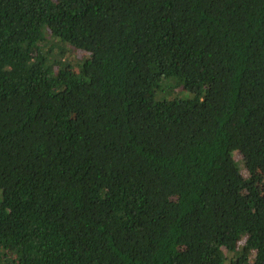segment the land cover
Listing matches in <instances>:
<instances>
[{
	"label": "trees",
	"instance_id": "1",
	"mask_svg": "<svg viewBox=\"0 0 264 264\" xmlns=\"http://www.w3.org/2000/svg\"><path fill=\"white\" fill-rule=\"evenodd\" d=\"M0 264H264V0H0Z\"/></svg>",
	"mask_w": 264,
	"mask_h": 264
},
{
	"label": "rangeland",
	"instance_id": "2",
	"mask_svg": "<svg viewBox=\"0 0 264 264\" xmlns=\"http://www.w3.org/2000/svg\"><path fill=\"white\" fill-rule=\"evenodd\" d=\"M181 91H182V90H181ZM181 91H176V92H177V94H176L177 97H178V94L181 93ZM182 92H183V91H182ZM171 95H173V92H172V91H171ZM187 96H188V93H185V92H184V93L182 94V97H183V98H185V97H187ZM182 97H181V98H182Z\"/></svg>",
	"mask_w": 264,
	"mask_h": 264
}]
</instances>
